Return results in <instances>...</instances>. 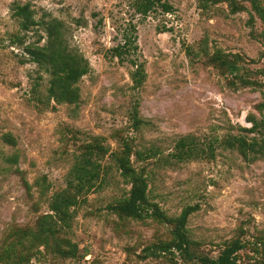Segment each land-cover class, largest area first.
Here are the masks:
<instances>
[{"label":"rangeland","instance_id":"374dc122","mask_svg":"<svg viewBox=\"0 0 264 264\" xmlns=\"http://www.w3.org/2000/svg\"><path fill=\"white\" fill-rule=\"evenodd\" d=\"M164 1L172 12L142 18L134 15L130 0H0V248L10 227L32 226L48 212V198L64 188L78 143L98 136L114 151L113 134L122 130L135 139L136 149L159 151L157 161L132 157L151 173L150 199L169 217L196 207L186 224L191 258L145 256L146 247L168 240L167 228L121 221L108 212L106 206L129 189L112 169L61 234L79 256L64 259L40 248L43 253L30 264H199L198 256L216 257L238 233L245 248L237 264H264V158L247 159L219 144L228 136H254L244 129L252 126L249 118L264 119L258 108L264 86L233 90L202 62L204 49L219 48L241 54L252 61L250 68L259 69L264 45L251 37L245 12L227 15L224 4L203 12L197 0ZM26 4L37 21H62L69 47L87 59L90 72L78 83V103H51L52 109L33 100L46 95L48 76L37 65L22 63L24 48L11 41L20 32L13 6ZM129 22L136 25L138 52L127 59L142 63L146 72L136 89L129 77L133 65L109 52L122 42ZM255 26L259 30V21ZM35 28L44 43L43 27ZM36 40L34 30L27 32L25 43ZM134 107L149 123L139 131L129 128L128 111ZM68 129L77 131V144L65 143ZM5 134L14 145L4 141ZM186 135L199 143L215 141V157L173 165L169 155ZM104 162L112 164L107 157Z\"/></svg>","mask_w":264,"mask_h":264},{"label":"trees","instance_id":"16d2710c","mask_svg":"<svg viewBox=\"0 0 264 264\" xmlns=\"http://www.w3.org/2000/svg\"><path fill=\"white\" fill-rule=\"evenodd\" d=\"M221 4L226 6L227 15L247 13L246 24L251 29V37L264 45V0H197L198 8L203 12ZM130 8L134 15L142 18L154 13L166 14L173 11L172 6L164 0H130ZM13 17L18 22L20 32L24 33L18 32L11 38L12 44L24 48L26 55L21 62L37 65L48 76L46 95L43 99L34 96L33 100L52 109L54 106L51 103L56 105L78 103L80 92L78 83L90 72V66L84 56L69 47L64 23L56 18L37 21L28 4L14 5ZM256 21L260 23L259 30L255 28ZM36 26L43 27L46 34L42 44L44 38L38 34ZM31 30L37 34V40L25 43V36ZM109 52L120 62L127 60L133 65L129 77L132 88H139L146 78L144 66L133 59H127L128 55L138 52L137 30L134 23L129 22L124 27L122 42L109 49ZM202 53L204 66L212 67L218 75L225 78L231 89L264 86V82L259 79V77L264 78V67L250 68L252 61L246 60L241 54L225 52L219 48L210 52L204 49ZM258 108L264 109V103ZM128 116L129 128L133 131H139L149 124L138 115L136 107L128 111ZM249 119L252 126L244 131L253 133L254 136H228L219 144L237 150L247 159L264 158V119ZM67 133L70 137L65 139V143L70 141L72 144H77L79 141L77 131L68 129ZM113 136L118 143V149L114 151H111L98 136H92L88 141L76 145L73 163L67 172L64 188L49 196L48 212L38 216L32 226L10 227L7 238L0 248V264H30L32 258L43 252H51L64 259L78 257L77 246L61 234L70 228L77 209L86 203L87 196L108 182L107 177L112 169L116 171L123 184L129 186V189L106 206L108 212L121 221L131 220L142 223L152 221L167 228L168 240L146 247L145 256L174 257L175 253H181L184 258H191L186 224L189 215L196 210V207L188 205L178 216H167L160 206L150 199L151 173L146 165L136 166L132 161V157L140 162L150 158H156L157 161L159 151L152 147L144 150L136 149L135 139L124 136L122 130H116ZM3 138L10 145L15 144L10 134H5ZM213 142L215 141L199 143L192 135L183 136L175 142L169 158L174 160L173 165L194 159L211 160L215 157ZM106 157L110 159L111 165L104 162ZM12 161L15 162V159L12 158ZM242 235L243 233H238L225 241L216 257L198 256L197 262L237 264L239 253L245 248ZM40 248H43V252Z\"/></svg>","mask_w":264,"mask_h":264}]
</instances>
